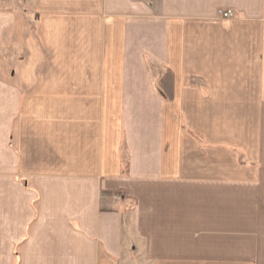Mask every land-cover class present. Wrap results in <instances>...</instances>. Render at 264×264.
<instances>
[{
    "label": "crops",
    "instance_id": "0c3cea01",
    "mask_svg": "<svg viewBox=\"0 0 264 264\" xmlns=\"http://www.w3.org/2000/svg\"><path fill=\"white\" fill-rule=\"evenodd\" d=\"M261 240L264 0H0V264H264Z\"/></svg>",
    "mask_w": 264,
    "mask_h": 264
},
{
    "label": "built area",
    "instance_id": "2783aa9c",
    "mask_svg": "<svg viewBox=\"0 0 264 264\" xmlns=\"http://www.w3.org/2000/svg\"><path fill=\"white\" fill-rule=\"evenodd\" d=\"M218 13L223 18H227V17H230L232 15L231 10H218Z\"/></svg>",
    "mask_w": 264,
    "mask_h": 264
},
{
    "label": "rangeland",
    "instance_id": "374dc122",
    "mask_svg": "<svg viewBox=\"0 0 264 264\" xmlns=\"http://www.w3.org/2000/svg\"><path fill=\"white\" fill-rule=\"evenodd\" d=\"M33 18L36 19L35 16H33ZM238 156H239V158H242L243 155H241V153H238ZM256 244H264V241L261 240V241L257 242Z\"/></svg>",
    "mask_w": 264,
    "mask_h": 264
}]
</instances>
